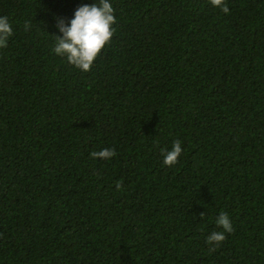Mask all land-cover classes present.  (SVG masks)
Instances as JSON below:
<instances>
[{"label":"trees","instance_id":"16d2710c","mask_svg":"<svg viewBox=\"0 0 264 264\" xmlns=\"http://www.w3.org/2000/svg\"><path fill=\"white\" fill-rule=\"evenodd\" d=\"M109 2L84 72L56 24L99 0H0V264H264V0Z\"/></svg>","mask_w":264,"mask_h":264},{"label":"clouds","instance_id":"9594fccd","mask_svg":"<svg viewBox=\"0 0 264 264\" xmlns=\"http://www.w3.org/2000/svg\"><path fill=\"white\" fill-rule=\"evenodd\" d=\"M215 7H220L227 14L229 8L225 0H210ZM116 23L114 9L109 0H99V3L83 5L77 8L74 18L70 21V26L63 19H58L56 27L62 33V37L56 36V46L54 51L57 55L66 57L67 62L75 68L88 72L91 70L95 60L111 42ZM31 27L30 22L25 24V30ZM13 34V29L8 17H0V48L7 47V41ZM181 141L173 142L172 149L164 152V165L171 167L178 163L182 154ZM115 149L104 148L101 151H93V158L110 159L116 155ZM123 181H117L116 188L122 189ZM218 227L223 231H213L207 238L209 245L218 247L225 241L226 233H231L233 227L226 212H221L216 220ZM216 247H211L210 252H214Z\"/></svg>","mask_w":264,"mask_h":264}]
</instances>
